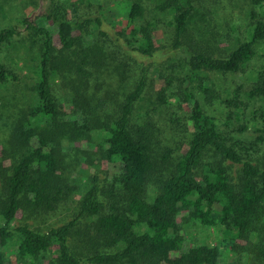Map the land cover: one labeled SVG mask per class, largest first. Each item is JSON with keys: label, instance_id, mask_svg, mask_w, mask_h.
Returning <instances> with one entry per match:
<instances>
[{"label": "trees", "instance_id": "16d2710c", "mask_svg": "<svg viewBox=\"0 0 264 264\" xmlns=\"http://www.w3.org/2000/svg\"><path fill=\"white\" fill-rule=\"evenodd\" d=\"M48 1L51 7L50 11L47 9L46 16L56 26L59 47L54 44V34L48 27L24 19L28 28L34 29L41 39L38 80L32 87L33 103L28 109L29 120H33L35 126L31 122L18 126L16 135L25 150L11 166L4 167L0 163V264H7L3 247L13 244L16 245L18 257L25 263L35 262L56 246L59 264H82V261L111 264H140V261H149L151 264H220L221 251L215 245H191L188 249L182 247L183 240L175 231L177 219L182 211L190 209L192 216L204 225H225L224 232L231 237L244 235L259 222L258 243L261 245L253 249L257 262L251 261V264H264V166L253 159V154L264 143V127L246 123L235 127L232 113L223 120L216 113H210L207 103L216 108L224 104L233 105V114L238 120L244 103L241 99L240 102L235 98L223 99L216 93L215 82L203 74L232 75L240 72L255 56L264 59V51L257 50V45L264 40V0H252L258 10L251 12L253 21L248 27L247 36L226 55L194 51L186 41L188 23L197 11L192 0H175L173 5L161 1L157 5L162 11L170 6L169 24L173 34L170 48L183 54L176 64L183 70L176 73L179 91L171 89L167 95L166 87H163L156 97L159 103L165 105H188L186 119L190 126L184 154L162 180L155 195L148 196L146 183L156 163V154L153 153L151 142L143 135L145 131H141L134 123L136 106L143 99L147 86L146 66H142L139 79L118 101L114 115L98 121L106 155L119 166L107 187L109 189L104 188L97 175L91 176L76 216L47 233L35 230L29 223L12 225L22 200L33 210L50 211L72 190L58 172L62 163L58 147L61 140L75 139L76 131L74 133L72 130L75 129L69 127H63L62 130L57 123L60 99L52 78L61 67L66 66L64 64L73 62L78 74L87 73V67L82 64L87 54L82 50L83 55L79 57V52L92 46L89 42L84 43L82 38L89 33L90 26L100 27L102 23L99 16L80 10V3L90 7L91 0ZM69 11L74 16H68ZM144 16V6L132 0L126 16L127 25L116 33V39L118 46L125 43L129 47L126 49L129 53L148 59L159 50L153 41V29L157 24L155 18H151L155 21H141ZM99 31L106 33L101 29ZM19 34L16 25L3 27L0 30V46ZM119 36L123 37L125 41L121 42L124 43H119ZM252 78L255 86L249 96L264 95V67L255 70ZM17 79L16 74L0 61V86ZM68 128L71 130L68 135H64L63 131ZM84 129L86 133L90 128L85 126ZM210 152L220 162L205 165L207 171L199 178L197 169ZM160 159L165 162V155L162 154ZM223 160L238 165L239 176L236 181L222 165ZM89 216H98L93 221L96 236L106 239L114 251L95 253L80 259L72 252L69 237L78 220ZM228 243L233 248V241Z\"/></svg>", "mask_w": 264, "mask_h": 264}, {"label": "rangeland", "instance_id": "374dc122", "mask_svg": "<svg viewBox=\"0 0 264 264\" xmlns=\"http://www.w3.org/2000/svg\"><path fill=\"white\" fill-rule=\"evenodd\" d=\"M91 1L90 7L86 6V3H80V10L88 11L92 16H99L102 23L100 27L90 26L89 33L82 38L84 43L89 42L92 46L85 47L86 50L80 46L83 49L80 50L79 57H82L83 51L87 54L86 60L82 61L87 67V73L78 74L76 64L73 62L64 64L66 69L61 67L52 78L60 99L57 123L61 125L62 130L63 127H69L75 129L72 130L74 133L76 131L75 139L61 140L58 147L62 160L58 172L72 190L55 209L50 211L33 210L32 206L22 200L13 226L29 223L35 230L47 233L51 228H58L72 220L79 209L82 194L88 185L87 181L93 175H97L104 188L109 189L107 187L110 186L119 166L106 155V145L100 138L102 131L98 121L114 115L118 101L139 79L142 66H146L147 86L143 99L136 106L134 123L141 131H145L142 133L147 141L151 142L153 153L156 154V163L146 183L148 196H153L159 191L160 183L172 171L174 164L187 148L186 135L190 126L188 118L186 119L188 105L180 106V103L179 106L172 103L165 105L159 103L156 97L163 87H166L167 95L171 89L179 91L176 73L183 69L178 68L176 64L183 54L170 48L173 42L172 28L169 24L170 6L164 11L157 6L161 1L173 5L175 0H136L145 9V16L140 20L145 22L155 18L157 24L153 29V41L159 50L148 59L133 52L129 53L126 50L129 47L121 42L125 41L123 37L119 36V43L124 45L120 44L121 47L117 45L116 33L127 25L126 16L132 0ZM192 3L197 11L188 23L186 41L191 44L194 51L216 55H226L229 50L245 40L248 27L253 21L251 12L258 10L252 0H192ZM50 7L48 0H0V30L9 25H16L20 30L18 36L0 46V61L18 77L16 81H7L0 86V163L4 167L14 164L25 150L16 135L18 126L22 127L26 122H31L35 126V122L29 120L28 109L33 103L32 87L38 80L37 65L41 39L35 34L34 29L28 28L24 19L38 26L48 27L54 34V44L59 47L60 43L55 34L56 26L46 16ZM68 16L74 15L69 11ZM99 29L106 33H100ZM257 50L264 51V40L257 45ZM263 67L264 59L255 56L240 72L232 75L203 73L215 82L216 93L219 96L223 99L235 98L237 101L241 99L245 105V107L241 105L243 111L238 120L233 114L235 109L233 105L224 104L216 108L215 105L207 103L210 113H216L222 120L232 113L235 127L241 123L264 127V95L249 96V92L255 86L252 76L255 70H261ZM202 102L205 103V100ZM85 126L90 128L86 133L83 132ZM69 128L63 131L64 135H68L71 130ZM34 142L35 139L32 143ZM162 154L167 159L165 162L160 159ZM253 159L264 166V143L253 154ZM218 161L220 162L219 158L212 152L207 154L197 169V176L201 178L207 171L205 165H216ZM222 165L236 181L239 176L238 165L224 160ZM1 191L0 180V199ZM116 199L119 200L118 197ZM191 211L192 209L179 214L175 229L176 234L183 240L184 249L191 245H215L221 251L220 264L257 262L254 260L253 249L261 245L258 243L259 222L244 235L231 237L225 234V225L222 223H218L217 226L204 225L192 216ZM96 218L98 216L80 218L72 228L69 237L70 248L80 259L95 253L114 251L106 239L96 236L93 225ZM231 240L234 243L233 248L228 243ZM3 250L7 255V264L28 263L18 257L16 245L5 246ZM28 264H59L56 246L35 262L29 261ZM82 264L111 263L82 261ZM140 264L151 263L140 261Z\"/></svg>", "mask_w": 264, "mask_h": 264}]
</instances>
